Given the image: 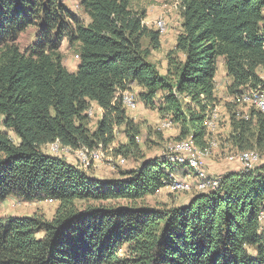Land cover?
I'll return each mask as SVG.
<instances>
[{
  "label": "trees",
  "instance_id": "1",
  "mask_svg": "<svg viewBox=\"0 0 264 264\" xmlns=\"http://www.w3.org/2000/svg\"><path fill=\"white\" fill-rule=\"evenodd\" d=\"M76 1L73 11L63 0H0V204L11 196L58 203L50 220L0 218V264H264V169L225 173L217 190L184 205L141 206L188 172L145 159L122 102L137 89L134 98L176 127V142L203 148L221 64L226 143L234 154H264V113L244 100L264 91V0H177L164 72L152 59L163 33L145 24L137 0ZM29 28L35 41L21 48ZM63 41L78 56L74 72L63 65ZM118 133L125 142L110 149ZM55 141L139 163L98 179L49 154Z\"/></svg>",
  "mask_w": 264,
  "mask_h": 264
},
{
  "label": "rangeland",
  "instance_id": "2",
  "mask_svg": "<svg viewBox=\"0 0 264 264\" xmlns=\"http://www.w3.org/2000/svg\"><path fill=\"white\" fill-rule=\"evenodd\" d=\"M65 5L76 11V0H63ZM138 3L146 9L145 24L150 28H155L159 21H163L166 25V31L161 36V47L158 51L154 52L152 59L159 64L161 72H164L166 66V54L173 48L175 38L179 32V14L176 9L177 0H137ZM35 29L29 28L23 32L19 37V43L21 48H25L35 41ZM61 54L63 56V65L69 72H74L77 68L79 59L73 50H70L67 42L63 41L61 45ZM136 90L133 89L132 93L136 94ZM216 96L219 99V104L215 107L213 117H215L216 129L211 134L212 138L218 142V147L215 150H211L209 155L205 158L206 170L212 169L211 176L220 177V175L230 170L231 164H229L228 157L234 155L231 148L226 143V138L229 133L228 117L224 107L226 102L225 83L223 76H220L216 82ZM135 108L128 110L127 115L138 123L140 128V150L141 154L148 160L162 159L167 147L176 142L178 130L175 126L163 127L165 120L161 119L155 110L145 108L135 95ZM91 107L90 128L94 129L97 121L100 119V112L95 106ZM8 135L15 140L14 135L8 131ZM116 142L110 146V149L115 148L120 143H124L125 139L122 134L116 135ZM47 152L48 147H47ZM50 154V153H49ZM102 159L100 162L94 164L95 166L82 169L89 171L92 176L102 180H108L117 178L119 174L127 169L137 166L135 160L129 158L123 165L118 163L119 157H114L110 152L102 151ZM68 158L70 163H78L73 154H69L65 157ZM123 158V157H120ZM260 164L264 166V154L261 155ZM90 168V169H89ZM264 168V167H263ZM188 172V170L186 169ZM208 172V171H207ZM189 173V172H188ZM185 175H173L170 178L177 181H187L192 187L190 191L185 192H170L167 189L162 188L158 193L153 196L145 198L138 204L149 208H161L164 206H179L188 203L194 194L200 193V190L196 188L197 183L194 179H185ZM119 204H125L124 202H118ZM92 204V203H89ZM110 204V203H109ZM80 206H86L88 204L80 203ZM57 202L42 201V202H30L24 203L16 200L14 197H8L4 202L0 204V218L4 217H32L42 216L45 219L50 220L56 208ZM264 226V215L262 219ZM264 228V227H263Z\"/></svg>",
  "mask_w": 264,
  "mask_h": 264
},
{
  "label": "built area",
  "instance_id": "3",
  "mask_svg": "<svg viewBox=\"0 0 264 264\" xmlns=\"http://www.w3.org/2000/svg\"><path fill=\"white\" fill-rule=\"evenodd\" d=\"M156 27L164 33L166 31V25L163 21H159ZM245 101L251 102L256 108L264 113V91H251L249 97H245ZM122 102L128 110L135 108L134 94L131 92H125L122 95ZM91 115V108L88 110V116ZM172 125L169 120H165L163 127H169ZM208 128L211 133L215 132L216 123L215 117L212 116V120L208 122ZM218 147V142L213 138L209 139L207 144L203 148H198L194 145L193 141L188 138L185 140L177 141L167 147L165 154L162 156L161 161L174 164L180 167H184L188 170V174L185 175V179H194L197 183L196 188L200 192H210L217 190L219 186L220 177H214L208 174L205 168V158L209 155L211 150H215ZM48 151L51 155L65 158L69 154H73L78 163L73 164L78 169H87L88 167L95 166L94 164L101 161L102 148H98L93 151L80 148L72 150L69 147H62L58 141H55L48 146ZM261 156L256 151H249L244 153H238L230 155L228 157L229 162H238L241 168L247 172L253 171L258 166ZM66 159V158H65ZM69 160L68 158L66 159ZM118 163L123 165L125 163L124 158H118ZM164 189L170 192H187L192 189L187 181H177L173 179L171 183L166 184ZM263 215L260 218L262 221Z\"/></svg>",
  "mask_w": 264,
  "mask_h": 264
},
{
  "label": "crops",
  "instance_id": "4",
  "mask_svg": "<svg viewBox=\"0 0 264 264\" xmlns=\"http://www.w3.org/2000/svg\"><path fill=\"white\" fill-rule=\"evenodd\" d=\"M220 76H223L224 83H226L225 72H224L223 66L221 64L219 65V70H218V73H217V76H216V82H217V80L219 79ZM135 90L137 91V89H135ZM91 105L92 106H95L97 108V110L100 112V109L94 103H92ZM71 164H73V163H71ZM229 164H231V166H232V167H230V170L222 173L221 175H223L225 173H229V172H237V171H240L242 169L241 166H240V164L238 162H236V161L235 162H229ZM263 167L264 166H262L261 164L258 165V168L261 169V170L264 169ZM207 171H208V174L210 173V174L213 175V173L211 172L212 171L211 168L208 169ZM193 182H194V180H193ZM261 227L262 228L264 227L263 224H262V221H261Z\"/></svg>",
  "mask_w": 264,
  "mask_h": 264
}]
</instances>
